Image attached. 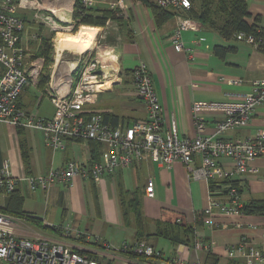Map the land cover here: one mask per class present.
Masks as SVG:
<instances>
[{"label":"crops","instance_id":"0c3cea01","mask_svg":"<svg viewBox=\"0 0 264 264\" xmlns=\"http://www.w3.org/2000/svg\"><path fill=\"white\" fill-rule=\"evenodd\" d=\"M97 1L103 3L90 8L92 10L86 15L89 21H93V13L108 9L106 3L113 0ZM244 1L252 19L258 16L257 25L264 29V0ZM156 2L123 0L125 9L121 13V22H118L120 44L117 49H113L117 59V81L96 94L93 103L84 109L109 119L116 116L119 121L126 123L143 120L144 105L132 95V71L143 61L149 69L162 110V133L173 126L179 137L192 138L196 134L191 109L193 103L238 102L242 95L252 90L256 80L264 79V54L245 43L226 41L200 23L198 31H184L181 34L184 45L192 50L193 57L187 58L184 53L173 49L171 39L176 29L174 15L164 23L157 24L150 8ZM81 19L74 24V27H78L76 32L82 26L93 28V24L82 25ZM252 19H249L250 23ZM65 27L68 30L60 25L54 28L57 33H74L70 26ZM42 32L41 26L40 36H43ZM111 36L105 42L109 46L114 43ZM38 43L27 45L28 55H34ZM87 54L93 55V48ZM110 58L107 51H101L100 59L103 63ZM70 64L68 71L76 64V60ZM238 79L242 81L238 85H229L227 82ZM44 90L41 91L38 85L28 87L18 101L19 106L29 114L48 120L53 116L54 108L51 105L50 112H41ZM36 92L42 94L39 99ZM201 115L205 121L203 133L214 135L221 114L204 112ZM262 129L264 105L255 109L248 127L231 130L218 137L222 140L245 138ZM94 149L97 160L107 151L102 145ZM0 155L1 163H8L12 175L17 178L45 175L72 159L86 165L95 161L92 160L93 149L86 142L72 143L64 150H54L44 143L40 131L15 128L6 123H0ZM198 163L199 157L196 156L194 164ZM220 164L224 169L233 166L228 158H222ZM253 165L257 168L256 174H245L233 179L243 205L253 200H264V157L256 159ZM149 182L153 186L152 193L146 192ZM208 194V184L203 180L190 181L180 162H174L170 168L151 160L134 162L97 181L77 177L69 185L56 184L46 192L32 191L26 182L21 181L14 195L21 198L25 216L38 219L41 226L19 218L20 223L15 232L18 236L65 243L74 250L96 256L98 260L104 261L109 256L108 264H133L135 261L132 257L118 252L117 247L121 243L145 241L153 248L163 253L171 251L173 255L181 254L182 246H190L187 242L172 243L159 234L180 220V225L193 228L203 239L213 243L212 254L216 264H243L225 259L223 249L227 245H237L241 240L256 246L264 244V215L243 213V217H219V223H223L210 230L206 226L207 216L204 213L208 205ZM8 196L0 195V208L4 207ZM134 211L140 212L142 216L143 238L148 236L146 239L139 240L135 233ZM67 221L71 224V235L65 238L55 231ZM241 222L243 225H238ZM96 239L108 243V247L96 242ZM159 239L169 241L172 248L168 250L164 246L157 247ZM196 257L206 263L204 253H197Z\"/></svg>","mask_w":264,"mask_h":264},{"label":"built area","instance_id":"2783aa9c","mask_svg":"<svg viewBox=\"0 0 264 264\" xmlns=\"http://www.w3.org/2000/svg\"><path fill=\"white\" fill-rule=\"evenodd\" d=\"M97 0H0V123L11 124L15 128L33 129L43 134L44 143L54 150H64L69 144L95 142L107 148L101 159L90 165L69 160L64 166L50 170L41 176L17 178L12 175L10 165L3 163L0 168V195H10L21 181L27 183L32 191L46 192L51 186L69 185L74 178L99 180L110 176L119 168L131 166L134 162L151 160L168 168L174 162L183 164L190 181L203 180L208 184V205L204 211L206 226L213 230L223 222L219 217H243V204L239 189L226 182L235 177L256 174L253 163L264 157V129L252 136L222 140L218 136L249 126L255 109L264 105V79L256 80L252 90L242 95L238 102H195L192 105L196 134L192 138L179 137L175 128L162 133V110L157 100L147 65L140 61L132 71L134 90L145 109V118L131 123L120 121L116 126L104 122L99 114L85 111L84 107L93 103L94 97L108 82L117 81V59L112 47L104 46L111 58L103 63L100 60L102 48H96L97 55L85 53L81 60L71 68L67 80L60 81L56 76V62L48 77L42 94L48 97L54 108L52 118L44 120L34 117L19 106V96L28 87H36L45 69V59L28 55L24 46L39 42L40 27L55 31L57 25L70 26L86 16ZM107 4L110 11L121 14L125 5L123 0H113ZM157 6L174 15L176 29L171 39L173 49L192 58V50L184 45L181 34L184 31H198L201 24L186 17L184 13L191 8L190 0H157ZM67 17L66 19L63 17ZM74 15L76 16L74 19ZM44 28V27H42ZM104 35L106 42L109 28L115 30V41H120L116 22L107 20ZM262 28V27H261ZM234 41L242 42L264 54V29L256 34L240 31ZM115 44V42L113 43ZM81 67L77 83L73 87L72 74ZM58 69V68H57ZM60 73V72H59ZM229 85L242 81L229 80ZM221 114L216 122L214 135H205V121L201 113ZM224 115V118L222 117ZM199 163L194 164V158ZM222 158L232 161V167L224 169ZM214 183L213 189L210 183ZM226 183V184H225ZM152 183L146 187L152 193ZM180 221V220H179ZM177 221V222H179ZM20 219L0 211V264H108L109 256L103 260H93L88 254L78 253L71 246L46 238H28L15 232ZM69 221L59 229L61 237L71 235ZM238 225H243L241 224ZM252 226V224H249ZM96 242H100L96 239ZM108 247V243L100 242ZM106 247V248H107ZM213 243L203 239L194 231L193 243L182 246L181 254L166 256L145 241L123 242L118 252L132 257L133 264H204L197 259V253L207 255L213 250ZM224 258L234 263L264 264V244L256 246L245 240L237 245H227L223 249Z\"/></svg>","mask_w":264,"mask_h":264},{"label":"trees","instance_id":"16d2710c","mask_svg":"<svg viewBox=\"0 0 264 264\" xmlns=\"http://www.w3.org/2000/svg\"><path fill=\"white\" fill-rule=\"evenodd\" d=\"M191 8L184 13L186 17H189L193 20L202 23L204 26H207L208 29L218 33L222 38L226 41L235 40L234 36L236 33L240 31H244L246 33L256 34L258 29H262L257 25L259 18L255 16L253 19L251 14L248 11L247 4L244 0H190ZM150 8L153 11V15L156 18L157 24H162L165 21L169 20L172 17V13L169 11H165L162 8L158 7L157 4L150 5ZM92 9H89V12ZM91 18V17H89ZM122 16H117L116 13L105 9L104 11H99V13H93V18L89 21L86 16L81 19L82 25L93 24L95 27H103L107 20H111L113 22H121ZM249 19H252L253 22H249ZM75 31L77 30V26L74 27ZM72 31V32H73ZM121 36V33H120ZM36 43V42H32ZM31 43V44H32ZM34 56L44 57L45 65H48L50 62V52L53 50L52 46L48 42V39L45 36H41V40L38 43V46L34 49ZM217 52V49H215ZM225 51V50H223ZM48 81L47 75L42 74L38 87L42 91ZM153 83V82H152ZM133 84V82H132ZM134 87V86H133ZM101 116V115H100ZM102 117V116H101ZM104 122L109 123L112 126H116L119 121L118 117L112 116L110 119L108 117H102ZM91 149H93V159L97 160V157L94 155L96 153L95 147H100L101 144L95 142H88ZM94 162V161H93ZM92 163V162H91ZM2 166L1 163V155H0V168ZM227 184H232L236 186L235 181L226 182ZM225 183V184H226ZM214 183H210V188L213 189ZM22 200L19 197L14 195V192L8 196V199L5 202L3 208H0V211L4 214L23 218L27 222L35 226H41V223L38 219L33 217L25 216V213L22 211ZM242 212L246 215L249 214H262L264 215V200H253L246 204H244L242 208ZM133 218L135 220V233L139 237V240L143 238L142 224L143 221L140 212H133ZM180 222H177L174 225L168 226L163 232H159L160 235H163L164 238L168 239L172 243L178 242H187L193 243L194 238V229L180 225ZM60 230H57V234H59ZM148 236H145L143 239H146ZM78 253H83L78 251ZM93 260H98L96 256L89 255ZM134 257V256H132ZM206 263L205 264H216L214 260V256L211 253L206 255Z\"/></svg>","mask_w":264,"mask_h":264},{"label":"rangeland","instance_id":"374dc122","mask_svg":"<svg viewBox=\"0 0 264 264\" xmlns=\"http://www.w3.org/2000/svg\"><path fill=\"white\" fill-rule=\"evenodd\" d=\"M42 27H44L43 28V32H42L43 36H45L48 39V42L50 43V46H52V48H53V50L50 52V62H49L48 65H45V69H44V72H43V74L47 75V77L50 76V74L52 72V69L54 67L53 65L55 64V62H56V72L55 73H56V76H57L58 74H60L59 72H63L65 70V66L67 68H69V66H71V64H70L71 62H73L75 60H78V59L81 60L84 57L85 53H87V51L89 49H91V48H93V55L94 56L98 54V52L96 54V50H95L98 46L100 48H102V51L104 50V51H107V53H108L109 49L107 50V49H103V48H104L105 44H106V46H109V45H107V43H103V40L100 38L102 35H104L105 29L103 27H105V26H103V27H95V26H93V29H97V31H96V34L94 35V39L87 46H85V47L82 46L83 48H80V49L67 48L66 50H64L62 52H61V50L56 48V44H57V42H56V32L52 31V30H49L45 26H42ZM62 28H64V30H68V28L65 27V26H62ZM107 32L112 35L111 37H112V39L115 42V44H110L111 46H109V47H112L114 45L116 47H119L120 41H115V37H116L115 30L113 28H109ZM60 33H63L64 36H71L70 34H72V33H69V32H60ZM67 34H69V35H67ZM109 40H110V36L108 35V36H106V41H109ZM28 49H29V47L27 45H25L24 46V50L27 52ZM80 71H81V67H78L76 69L75 73L72 74V77L74 79L73 82H72L73 87L77 83V80H78L77 77L80 75ZM111 84H112V82H108V83H106L105 87H98L97 89L98 90L102 89V91H103V90L111 87ZM35 95L37 96L38 99L42 96V94L40 92H36ZM44 96H43V99H42L43 101H42V105L40 107V110H41V112H50L52 106H51V104L49 102L48 97L47 96L44 97ZM170 245L171 244H169V241H167L165 239H159L158 242L156 243L157 247L164 246L168 250H170L172 248V245L171 246ZM164 253H165L166 256H172L173 255V252H171V251L170 252L166 251Z\"/></svg>","mask_w":264,"mask_h":264},{"label":"bare ground","instance_id":"6f19581e","mask_svg":"<svg viewBox=\"0 0 264 264\" xmlns=\"http://www.w3.org/2000/svg\"><path fill=\"white\" fill-rule=\"evenodd\" d=\"M63 17L65 19L67 18L65 17V15H63ZM96 31H97L96 29H93L91 27L82 26L78 29L76 33L70 34L71 36H64L63 33L59 32L56 34V42H57L56 48L61 51H64L67 48H75V49L83 48L82 46L84 47L87 46L93 40ZM70 71H68V68L65 66V70L63 72H60L61 82L67 80V76L70 73Z\"/></svg>","mask_w":264,"mask_h":264},{"label":"water","instance_id":"95a60500","mask_svg":"<svg viewBox=\"0 0 264 264\" xmlns=\"http://www.w3.org/2000/svg\"><path fill=\"white\" fill-rule=\"evenodd\" d=\"M72 30H74V28ZM73 32L75 33V31H73Z\"/></svg>","mask_w":264,"mask_h":264}]
</instances>
